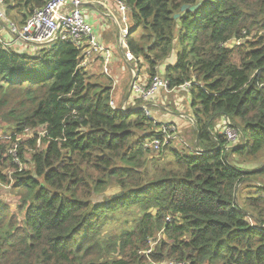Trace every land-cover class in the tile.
Returning <instances> with one entry per match:
<instances>
[{"label":"trees","instance_id":"16d2710c","mask_svg":"<svg viewBox=\"0 0 264 264\" xmlns=\"http://www.w3.org/2000/svg\"><path fill=\"white\" fill-rule=\"evenodd\" d=\"M48 1L6 0L7 12L23 22ZM121 1L149 80L176 53L163 76L192 82L194 150L152 155L160 124L139 105L114 108V83L81 66L73 43L38 56L0 44V121L35 130L19 149L31 168L14 174L22 217L0 203V264H264V162L232 161L264 153V0ZM219 118L240 145L214 132Z\"/></svg>","mask_w":264,"mask_h":264},{"label":"built area","instance_id":"2783aa9c","mask_svg":"<svg viewBox=\"0 0 264 264\" xmlns=\"http://www.w3.org/2000/svg\"><path fill=\"white\" fill-rule=\"evenodd\" d=\"M89 4L102 5L107 16L112 18L118 28L120 46L125 49V58L128 61L136 60L133 53L128 50L127 37L130 30V19L128 8L121 0H49L44 6L34 9L23 22L9 19L8 4L6 0H0V44L8 51H16V48L13 47L15 43L18 47L23 45L24 47L19 48L26 50L27 54L33 55L34 47H39L36 51L38 52L41 48L53 45L57 41L71 42L81 51V66H100L102 74L113 80L115 77L112 74L114 53L110 47L100 41L93 24L88 19L85 7ZM240 42L241 39H232L226 46ZM142 78H148V80L144 82ZM113 87L116 88L115 83ZM177 88L190 92L192 82L187 81ZM174 89L170 88L169 80L163 75L157 74L151 80H149V76L135 75L134 81L129 87L127 100L123 102L120 109L127 111L129 106L139 105V108L147 116L153 117L152 110L148 105L155 104V97L159 91L171 92ZM110 103L114 108H118L115 99H112ZM232 125L227 118L221 125L222 134L229 142L228 147L232 146L231 143L235 144L237 140L235 133L237 129ZM156 131L158 135L145 143V147H150L155 151H159L163 146L171 143L178 133L177 126L172 122L160 125ZM152 249L151 246L143 252L150 253Z\"/></svg>","mask_w":264,"mask_h":264},{"label":"rangeland","instance_id":"374dc122","mask_svg":"<svg viewBox=\"0 0 264 264\" xmlns=\"http://www.w3.org/2000/svg\"><path fill=\"white\" fill-rule=\"evenodd\" d=\"M12 1H14L15 5H16V6H14V8L18 9L19 0H12ZM100 9L103 12L105 11L104 8H100ZM14 16L17 18V13L13 14V12H11L8 14L9 19H12V20H15L16 22H18V20ZM108 20H109L110 25L112 26L113 30H115L118 33V30H117L118 28H117L116 24L114 23V21L113 20L110 21L109 18H108ZM133 25H134L133 21L130 20L129 26L132 27ZM140 33H141V29L139 28L132 34V37L137 39L140 36ZM247 37H249V36H247ZM232 45L233 44H230L229 46H232ZM7 46L9 47L11 45H7ZM13 47L16 48V51L12 50V52L17 53V51H18L20 53L23 52L24 54L27 53L26 50L21 49L22 47H24L23 45H19V47H21V48H19L17 46V44L15 43L13 45ZM25 48H27V47H25ZM119 48H120V46H119ZM38 49H39V47H34L33 56L39 55L40 52H36ZM133 55L136 59L135 54H133ZM173 56H176V53L173 54ZM129 65H131L133 67L134 71H130V69L128 67ZM85 67H88V66H85ZM94 67L96 70H98V73L102 74L99 67H96V66H94ZM94 67H91L88 71L94 72ZM136 67H138V69ZM146 68H147L146 64L143 62L142 58H140L139 61L138 60L137 61L132 60V61H128L127 63L121 64L120 66H118L117 69L113 67V73L112 74L115 77L112 80V83L116 84V88L114 89V92H113L114 94H113L112 98H114L117 101L118 108L121 107V104L119 102V94L115 93V90L117 88H122V91H121L122 94L121 95H122V97H124L125 94H127L126 92H128V90H129L131 80L134 78L135 75H139L142 77L148 76ZM161 73H163V72L160 71L158 73V75L162 76ZM109 79L110 78L108 76H106L105 74H102L99 76L100 81H109ZM142 80L144 82H146L145 80H148V78L147 79L142 78ZM0 85L3 87V90H4L6 85L1 81H0ZM179 92L180 93H178V94L176 92L168 93L167 99L166 100L163 99L160 103L162 105V108H167V109L175 111L174 108L178 107L175 103V100L177 103L182 102L183 106L181 109H184L183 113H185V115L182 116V117H184L183 120H184V125H185L184 127L185 128L177 127L178 133H177L176 137L174 139H172L170 144H173L177 149L184 151V152L186 151V149H190L192 151V150H194V143L196 141L195 135L193 133L194 132V121H193V118L191 119V117H192V109H191L192 95H189L187 97V94L189 93V91H179ZM186 97H187V99H185ZM180 99H181V101H180ZM158 103H159V100H158ZM2 105H6L10 109V108L14 107L15 101L13 100L10 104L4 103ZM2 109L5 110L6 107H2ZM13 129L14 128H12L10 122H1L0 121V144L2 143V145L0 146V150H4L3 158L0 159V173L6 179V180H2V178L0 177V203L7 204V206L10 208V211L15 213V214H18L19 217L21 218L22 213L20 214L18 211V208H17V205L19 203L18 202L19 201L18 192H17V190H15L13 188V183L15 182L14 174L16 173V170L19 171V169H30L31 168L29 162L25 161L21 157V154H19V149H20V147H22L23 141H26V140L33 138L35 136L34 135L35 130L27 129L23 133H18V132H15ZM214 132L222 133L221 126L216 124V126H214ZM38 133L39 134L43 133L42 127L38 130ZM235 133H236L237 140H236L235 144L231 143L232 144L231 147H233L235 145H240L242 142V139L239 135V132L236 130ZM152 155H159V154H158V152L153 151ZM27 158L30 159L29 158V152L27 153ZM232 161L236 165L243 167V169L244 168L251 169L253 167L258 166L260 163L264 162V153L259 154L256 158L244 157L242 159V158H238L237 156H234ZM114 189L115 188H110L107 190V194H109V195H107V197L111 198V196L114 197L117 195V193L113 192ZM244 193H246V190H244ZM113 256H115V254Z\"/></svg>","mask_w":264,"mask_h":264},{"label":"crops","instance_id":"0c3cea01","mask_svg":"<svg viewBox=\"0 0 264 264\" xmlns=\"http://www.w3.org/2000/svg\"><path fill=\"white\" fill-rule=\"evenodd\" d=\"M100 8H103L102 5H100V4H94V5L89 4V5H86L85 10L88 14L87 15L88 19L93 24L95 32H96L98 38L100 39V41H102L105 44V46H109L113 50V53H114V56H113V63L114 64H113V66H114V68L117 69L118 66H120L121 64L127 63L128 60L125 58L124 51H123L122 47L120 46L119 32L117 33L115 30H113V28L110 25V22L108 20V18H109L110 21H112V18L107 16L105 9H104L105 11L103 12ZM119 46H120V48H119ZM176 59H177L176 56H172L170 59H168L167 62L162 67L159 68V72L162 71L163 73H161V74L163 75L164 72H166L167 66L171 63H175ZM96 67H98V66H96ZM128 67H129L130 71H133V67L131 65H129ZM94 69H95V67H94ZM121 91H122V88H117L115 90V93L119 94V102L121 105H123V102H125L127 100V96H128L129 91L126 92L127 94H125L124 97H122ZM179 91H186V90H181L180 88H175L171 92H176L178 94V93H180ZM171 92H165L163 90L159 91V93L155 97V102H154L155 104H153V105L151 104L152 105V108H151L152 109V116L155 119V121L157 122V124L162 125L164 123L172 122L179 128H181V127L185 128L184 127L185 126L184 120H183L184 117H182L185 115V113H183L184 109H181L183 106L182 102L177 103L175 100V103L178 106L177 108H174L175 111L167 109V108H162V105L160 103L163 99H165V97L167 99L168 93H171ZM189 95H191V94L188 93L187 97ZM187 97L185 99H187ZM158 100H159V103H158ZM180 101H181V99H180ZM191 103H192V100H191ZM191 119H192V117H191ZM224 120H225V118H219L217 125L221 126L224 123Z\"/></svg>","mask_w":264,"mask_h":264},{"label":"water","instance_id":"95a60500","mask_svg":"<svg viewBox=\"0 0 264 264\" xmlns=\"http://www.w3.org/2000/svg\"><path fill=\"white\" fill-rule=\"evenodd\" d=\"M199 6V4H195V5H189V4H186V5H183L182 7V10H185V9H191V10H194L195 8H197ZM179 16V14H176L175 17L177 18Z\"/></svg>","mask_w":264,"mask_h":264},{"label":"clouds","instance_id":"9594fccd","mask_svg":"<svg viewBox=\"0 0 264 264\" xmlns=\"http://www.w3.org/2000/svg\"><path fill=\"white\" fill-rule=\"evenodd\" d=\"M129 33H130V30H129ZM128 36H129V34H128ZM127 39H128V37H127Z\"/></svg>","mask_w":264,"mask_h":264}]
</instances>
